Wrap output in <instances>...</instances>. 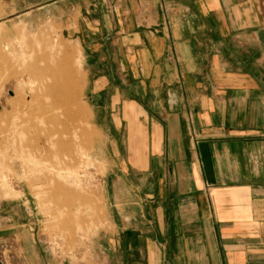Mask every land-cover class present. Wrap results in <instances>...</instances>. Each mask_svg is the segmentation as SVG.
I'll list each match as a JSON object with an SVG mask.
<instances>
[{"label":"crops","instance_id":"1","mask_svg":"<svg viewBox=\"0 0 264 264\" xmlns=\"http://www.w3.org/2000/svg\"><path fill=\"white\" fill-rule=\"evenodd\" d=\"M81 12L111 120L109 264H264V0H84ZM15 216L0 203V251L21 245Z\"/></svg>","mask_w":264,"mask_h":264},{"label":"rangeland","instance_id":"2","mask_svg":"<svg viewBox=\"0 0 264 264\" xmlns=\"http://www.w3.org/2000/svg\"><path fill=\"white\" fill-rule=\"evenodd\" d=\"M83 8L0 0V203L23 224L15 253L7 242L0 251L5 264H109L116 168L78 41Z\"/></svg>","mask_w":264,"mask_h":264},{"label":"water","instance_id":"3","mask_svg":"<svg viewBox=\"0 0 264 264\" xmlns=\"http://www.w3.org/2000/svg\"><path fill=\"white\" fill-rule=\"evenodd\" d=\"M0 264H3V263L0 261Z\"/></svg>","mask_w":264,"mask_h":264}]
</instances>
